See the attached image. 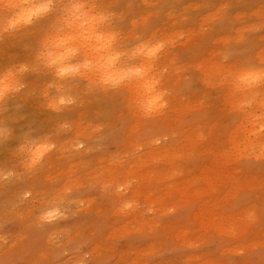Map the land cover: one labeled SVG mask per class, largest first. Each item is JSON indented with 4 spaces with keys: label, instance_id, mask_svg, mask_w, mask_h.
Listing matches in <instances>:
<instances>
[{
    "label": "rangeland",
    "instance_id": "obj_1",
    "mask_svg": "<svg viewBox=\"0 0 264 264\" xmlns=\"http://www.w3.org/2000/svg\"><path fill=\"white\" fill-rule=\"evenodd\" d=\"M56 1L60 4L59 7L63 9L62 3L66 2L67 0H56ZM70 1L74 2L76 0L74 1L70 0ZM93 1L94 0L91 1L80 0L78 3L80 5L83 3L91 4ZM123 1L124 3L121 4L123 5L121 7L116 6L115 4L116 0L102 1V5L107 4L105 6L108 8H106L105 6L102 8L100 3L96 2V6L98 8L96 6L94 7L93 5L92 6L93 12L94 11L98 12L99 10L102 9L106 11L105 12L107 15L106 18H110L109 20L112 21L111 27L113 26L112 28L114 30L116 29L118 30V32L120 31V33H118V37L120 36L119 39L124 42V46L128 47L127 51L129 50V47L131 48L133 45L136 44L137 41H132L133 39L137 40L143 38V36L146 35V34L136 35L139 29L140 28L142 29L143 24H145L144 22H147L149 24L150 21L157 19L155 20L158 22L157 27L161 29L160 31H162V34L165 35L167 38L169 37V35H171L169 34L170 32L173 34L175 31L173 35L174 37L170 36L171 38H168V41H166V44L162 48V55H164V61L166 60L165 63H161L162 61L160 63H157L156 68L158 71H160V73H163L161 74L163 78H166L165 77L166 74L168 75L169 73H171L170 69L175 67L176 66L175 64H177L179 68L178 71H176L177 73L175 72V75H173L174 73L169 74L173 78L169 77L168 75L169 81L170 79L171 81L170 84L167 85V88L161 83V85L158 86V89L160 86L162 87V99H163V104H165V106L167 100H171L169 101V104L170 105L173 104L172 107L174 108L176 107V109L179 108L180 105L182 112L180 110L179 111L182 114L177 109L178 112L175 111V113L173 114L175 116L174 118L178 119L177 117H179L180 119L182 116L187 117L190 116L189 113H194V112L198 114V118L196 119V121L188 120L184 122L181 125L180 129L178 130L179 132L175 131L176 135L174 134L173 136V137L176 136L175 138L171 137L169 133V130L171 128H168L170 127V125H172V123H174V121L171 122V124L168 126L163 125L160 128L155 129L153 133H148L146 132L147 129L144 125L145 123L144 118L143 117L139 119L137 118L140 117L142 113L139 111L136 114H133L135 113V111L140 110L139 107L134 105V103L132 102V100L135 99L133 98V96L136 97L134 89L126 90L125 94L121 95L119 94L121 92L118 90L119 89L118 87H111V86L106 88L103 87V88L108 90L109 95L113 93L116 94L112 102H106L102 100L95 102L92 100L94 95L91 92L86 91V86L83 89H78V90L77 88H75L77 97L73 100V102L71 103V101H69L70 103L67 102V105L65 102H62L60 104L61 105L60 108H63L64 106L70 107L72 105L71 107L72 108L74 107L72 110V114L68 119H59L60 122L59 121L49 122L50 120H48V117H46L44 113L40 111H35L36 122L31 121L27 126L28 128L27 133L29 134L31 133V134L30 135L28 134L29 136L26 134L27 136L24 137L31 138L39 134L38 136L41 135V137L45 138L44 140H51L57 137L56 136L57 133H59L63 138L66 139H68L67 137H70L72 141H74V146L73 149L71 150L66 149L67 146H62V153H64L65 157L62 158V160L60 161L61 165L64 166L65 164H68V162L69 164L71 163L73 164L74 162L76 163V166L78 167L77 171L70 170L71 168L67 167L68 168L67 170H69L66 171L68 172L67 175L71 176V178L75 176L81 179L80 174L83 173L86 174L88 173V176H85L86 178L84 180H78L77 178H75L77 180V183L72 184L73 186L71 185L72 187H70L69 186L70 183H67L66 182L67 179H65L67 175L63 177L62 174L59 173V177H56L54 175H57V172L59 171L56 172L54 171L55 174L53 173H52L53 175L49 174L50 178L54 180L55 182L54 184L50 185L47 182L46 177L41 179L35 177L34 186L31 187L26 186V181L28 179L29 180L32 179L34 176L32 174H28L26 165H16L17 159L14 156L17 154L16 152L20 151V148L18 147L20 140L14 138L9 139L5 148L2 147L0 149V161L2 160L1 162L3 163L7 162L8 164L6 163L4 166L8 167L11 170L10 173L8 172V175L5 174L4 176L0 177V222H1L0 223V234H1L0 264H133L134 262L137 264H196V263L198 264H204V263L205 264H221V263L222 264H264V175H263L264 163L253 162L251 160L250 163V161H247L246 158L244 159L238 157L239 155H242L244 153L243 140L249 141L251 139H254L255 138L254 136H256L255 132H258L256 138L261 142L264 141V136H263L264 135V93L261 92L260 94L250 95V92H248L247 89H243L242 91L240 88H238V91L241 90L239 91L240 94L239 95L236 90L237 88L234 89L236 84H238L237 87L241 86L239 85L241 84L240 82L236 83L238 80L235 79L237 78L235 79L233 78V77H237V73L235 76L234 71H236L235 68L236 66H239V63L237 59L236 61L233 60L230 62L229 61L226 62L221 59V53L219 52L224 50L225 47L223 46L225 41L223 39L222 40L219 39L220 37H218L219 32L217 31V29H212L215 26V24L213 25L211 24V21H215L219 17L218 15L222 13V11L226 10L224 1L217 4V6H212L209 4L210 7L208 6L206 9H204V11L198 9L194 13L193 10L190 8L191 5H189L188 3L191 1L194 2L195 0H185L183 2H181V0H175V1L171 0L172 2L171 3L167 2L166 6L163 5L166 0H163V2L162 0H160V2L159 0H144L145 2H143V0H123ZM230 1H232L233 3L231 9L228 10L231 15L232 22L234 23L232 29L240 24H245L247 27L243 31L242 33L243 35L237 31H233L232 36L234 35L235 36L232 38H237V35L241 36L242 38L245 35H248L246 37H249V35H253L256 39L258 38L262 39V35H264V10H263L264 8H258L256 10L257 13L256 12L251 13L246 9V4H245L246 0H230ZM109 2L111 4H109ZM135 2L137 3L136 5H138V8H135L134 12H131L129 9L131 6L134 5ZM198 2H200V0L197 1L196 3L197 5ZM88 5H85L86 7L84 6L83 9L84 10L85 9L87 10V8L91 9V6ZM178 7H180V9ZM218 7H220V10L218 9ZM157 10L160 11V13ZM168 11L170 13H167L168 14L167 15L166 12ZM214 12H216L217 15ZM65 13L66 11L64 10L63 13L62 10L61 13L62 15H59L61 16V18L59 17L60 19L57 20L58 24L60 22L61 23L59 25L57 23L56 24L58 26L62 25L60 27L56 25L58 31H63V28L65 26L67 27L65 23V19H66L64 15ZM119 13L122 14L121 17L116 18ZM153 13L156 14L159 13V16L157 18L153 17V15L151 17H149V15H147L148 17L146 16V14H153ZM212 13L215 14V17ZM163 14L166 16H164ZM206 14L208 15V18L212 14L213 18L211 16L210 18L212 19L209 18L210 20L203 21V19H207ZM144 16H146V18ZM133 19H135L137 23ZM132 20L134 21L135 24L133 23ZM142 22L143 24H141ZM171 22L172 24H170ZM10 28L4 29L6 31H9L7 33L4 30L2 31L0 30L1 33L0 37L2 39V40L0 39V65H1L0 73L2 72L0 76L5 75L2 74L6 69H10L12 73L14 72L16 75H19L20 72L18 68H20L19 67L20 65L18 64L20 63L22 64L23 61L26 59L28 60L29 55L32 53V49H34L33 47L28 48L27 45L23 43L24 41L22 39L18 38L13 34V32L15 31L10 30ZM129 28L130 29L134 28L133 30H135L136 32L135 36L131 35L130 38H129L130 36ZM65 29L66 28H64V31ZM150 31L153 33V31H156V29L152 28ZM195 31L198 32L195 33ZM181 32L183 33V35L181 34ZM3 34H8L9 36ZM187 35L189 37H186ZM260 35L261 37H259ZM216 38H218V40H220L221 42L217 40L218 42L214 44L213 42L215 41ZM174 43H176L175 46L176 45L177 46L171 50V46L172 45L174 46ZM128 44L131 45L129 46ZM170 44L171 46L169 47ZM261 51L262 54H264V43H263V47L261 48ZM165 53L168 55H165ZM25 55L26 56L28 55L27 56L28 58ZM174 55H175V60H172L174 58ZM24 56L26 57V59L24 58ZM168 56L170 57L171 60L169 59ZM161 57L163 58V56ZM19 58L21 60H19ZM8 59L10 62L8 61ZM196 61L198 62V64ZM185 62L188 63L186 64ZM200 62L201 63L203 62L204 65L201 64ZM208 62L210 63L209 65L211 66V70L208 65ZM217 62L219 64H222L221 65L222 68H220L221 66H218L219 64L217 65ZM184 63L186 64L187 67L184 65ZM190 63H192L191 67L188 66V64L190 65ZM13 64L14 66L16 65L17 67H13L14 69L11 70ZM165 64H168L169 66L167 65V67L163 68V65L165 66ZM172 64L175 66H173ZM192 65H194V67ZM262 66H264V64H262ZM232 68H234L233 69L234 71H232ZM13 70L19 73L17 74ZM218 71H220V73ZM6 72L7 70L5 71V73ZM211 72H213L214 74L212 75ZM176 76H178L179 78L177 79ZM218 76L221 77V79ZM231 77L234 80H232ZM218 78L220 79L221 82L217 81ZM222 78L223 79L225 78L224 79L225 81H222ZM38 79L39 77L36 75H31V76L26 75L23 76L22 79L25 82L21 80L17 81V83L19 84H17L18 86L16 88L17 90L14 91L17 93H15V95H13L14 94L13 93L12 96L13 97L15 96L16 99L17 97H19L20 99H18L19 101L16 100L15 103H12L11 105L8 106L7 110L3 114V118L6 117V115L9 113V110L17 109L18 106L20 105V101H24L28 97H31L32 100H35L33 102L35 106L37 105L38 100L40 101V99H43L45 92L42 91V87H40V85L39 86L37 85ZM228 79L229 81H226ZM169 81L167 82L169 83ZM22 82L25 85L22 84ZM211 82H213V84ZM228 82H230V84ZM83 83L86 84L87 82H83ZM91 84L93 88L95 86L100 87L95 83H91ZM171 84L173 86H171ZM230 85L233 86L230 87ZM49 88L48 89L50 91L48 90V92L51 93L54 88L52 86L51 87L49 86ZM230 88H232L233 91L236 90L235 95H234L235 91L231 93ZM22 90L23 91L28 90V93L32 92L33 94H36V92H33V90L35 91L39 90L41 93H43V96L41 93L38 94L39 91L36 94L37 96L35 95V97H33L34 96L33 94L31 95L30 93L29 95L26 91L22 93L23 92ZM246 90L249 93V96H247L248 93L246 92ZM20 91H22L21 95H19ZM81 91L83 93H81ZM100 91L103 92L102 90ZM241 92L242 93L244 92L245 94L247 93L246 95L247 97L243 95ZM38 95H40L42 98L41 97L39 98ZM20 96L24 97V99L21 98ZM236 96H238V99H235ZM181 99L183 100V102H181L182 101ZM233 99H235V101ZM232 100L237 104L236 108L238 109L237 115L235 116L236 118L233 123L231 121L233 119L232 116L233 113L228 118L226 117L227 113L230 112L229 105H230V101ZM178 102L181 103L178 105L177 104ZM78 104L80 106H78ZM186 104L187 105L189 104L188 108L185 107ZM134 109L136 110L134 111ZM95 111H97L98 113L96 114ZM138 113L139 114L141 113L140 116L137 115ZM178 113H180L181 115L179 116ZM133 115L135 116L132 117ZM136 119H138V121ZM67 120L68 123L64 124V122ZM46 121H48L50 124ZM70 121L71 123H69ZM45 122L46 125L44 124ZM78 122L80 123V125H82V128L87 124L86 128L84 127L85 130L83 128L84 131H82L83 136L86 134V137H82V136L74 137L73 134H78L82 129L80 128L81 126L78 125ZM201 122H203L204 124ZM54 123L55 125L56 124L57 125L55 126ZM136 123L138 125L137 129H136ZM73 125L80 127L75 128V126ZM131 125H132L131 127L132 130L131 128H129ZM230 125L231 128L234 126L236 128L235 140L233 141L234 151L232 153H235L238 156L229 155V154H227L226 156V153L224 152L223 140L224 143H226V140L228 141V137H229L226 136L224 132ZM210 126L212 127V130ZM75 129L77 130L78 133L76 132ZM88 129L91 130L89 131ZM182 129L183 131L184 130L185 131L181 132ZM192 130L193 133H191ZM259 131L263 135L262 134L260 135ZM178 134H180L179 137L181 140L179 139ZM182 136L185 137L183 138ZM199 137L201 140L198 139ZM119 138H121L122 140L118 146L116 144V140L113 141V139L118 140ZM144 138L145 139L147 138L148 142L153 143V146L155 148L157 146L156 150L157 149L160 150L155 152L156 150L153 149L154 151L151 152L154 162H152L153 159L151 158V155L149 157L148 154H145L144 157L147 158L140 159L141 161H139V165H138L139 167L136 166L133 170H131V173L133 172L132 174L135 177L130 172H127L128 174L125 173L126 176L119 178L120 180L115 181L116 183L114 181L109 182L110 180H112V178L110 179L111 175L113 173L115 174V171L117 170V167L107 166L109 165V162L112 160L115 163L114 165L121 164L120 166L128 167V163H126L127 162L126 159H128L129 161V159L132 158L134 154L138 155L143 150L145 151V149H147L143 143V141L145 140ZM172 139L173 141L170 143ZM166 140L168 141L166 142ZM23 141L21 144L24 143ZM39 141H43V139H39ZM138 142L142 144H140L139 146ZM174 143L177 144L175 145ZM166 144L171 145V148H169V153L171 150H174L172 152H175L176 154L175 156H170L172 152L169 154L167 150H166L167 154H164V151L162 152L161 147L162 146L164 147ZM185 146L188 147H186L185 149ZM192 146L195 148H193ZM143 147L144 149H141ZM210 147L212 148V151ZM53 148L54 146L50 145L51 151ZM182 151L184 152V155ZM188 151L189 153L191 152V154H189ZM73 153H75L74 154L75 156L71 155ZM178 153L179 154L181 153L182 155L181 154L180 155L182 157ZM69 154L72 157L71 156L68 157ZM177 155H179L180 158ZM107 156H111L112 159L111 160L107 159L105 161H102L101 162L102 164L103 162H106L103 165L97 162L99 161V159H104ZM7 158H9V160ZM10 159H13L12 160L13 162ZM80 159H83L81 164H83L82 166L84 167L79 166ZM167 162H169L170 164H168ZM140 163L142 167H140ZM248 163L255 164L257 166L254 168L253 167L254 165H249ZM7 165H9L12 168H10ZM18 166H20L21 168ZM104 167L105 169L106 167L111 168L110 170H112L113 168L112 171L108 169L111 175L104 169ZM207 167L210 168L209 171H207ZM63 168L66 170V167ZM97 168L98 170L99 168H102L101 171L103 172L98 173ZM211 168H213L214 170H211ZM37 169L33 170L35 175H38ZM182 169L184 170L182 171ZM142 170L143 172H140ZM157 170H159L160 172H158ZM161 170L164 171L165 173L162 172ZM171 171L172 174H170ZM173 173L175 175H173ZM22 174L25 176H23ZM135 174H137V176H140L141 180ZM141 174L143 175L141 176ZM144 174H146L145 176H147L146 179ZM219 174L220 176H218ZM171 175L172 177H170ZM95 177L97 179L100 177L99 180L101 179L100 180L101 182L99 180H97L98 182H95L96 181L95 179L94 181L93 179H91ZM106 177L109 178L107 179ZM201 177L202 179L200 180L199 178ZM135 178H138V180L136 179L138 182L134 180ZM196 178H197V182H196ZM148 179L150 180L148 181ZM152 179L154 180V182L152 181ZM139 181H141V183ZM185 181L187 183H185ZM61 182L62 185L66 184L67 186L66 188H68L66 189V191L64 190L65 186L63 187V190L60 187H58L61 185ZM136 182L138 186L135 188L134 186L137 185ZM256 182H258L259 186L256 184ZM230 183L233 185H231ZM170 185H172V187H169ZM250 185H252L253 187ZM256 185L258 187H256ZM203 186L204 187L206 186V189L208 190H206ZM209 188L214 192H211ZM132 190L134 191V193H132ZM135 190H138L139 192L138 191L135 192ZM25 191L27 192L26 194ZM56 191H58L57 194L61 196L60 198L56 197L58 196L56 194ZM114 191L115 193L117 191V195L114 194ZM32 195H34L35 199H33ZM46 195H48L49 197ZM50 195L52 196L50 197ZM78 197L81 198L80 199L81 202L79 201ZM44 198L47 199V201L44 200ZM13 199L15 201H13ZM51 199L56 202L55 205L60 209L59 211L62 210V212H58L59 214L57 213L55 216L46 219L42 223L37 222L36 219L37 215L41 210L44 209V207H42L41 204L45 201L49 202L51 201ZM16 200H18V202ZM119 201L121 203H118ZM7 202L8 204L6 205ZM202 202L204 203V205ZM172 203H174L175 205ZM214 203L216 204L215 207H214L215 205ZM250 205L252 206L250 207ZM118 206L123 208H119ZM247 207H250V209H248ZM35 208H37L38 211ZM116 208H119L120 211L117 210ZM242 211H244L245 213H243ZM192 213L194 216L192 215ZM132 214L134 217L132 216ZM209 217L214 220H211ZM239 218L242 219L239 220ZM220 219L221 221H218ZM135 220L136 221L140 220L138 221L139 224L138 222L136 223ZM141 220H143V222L144 220H146L145 221L146 223H144L143 225V222H141ZM238 221H240L241 223ZM243 223L246 225H244ZM52 224L54 226L51 229H49L48 227ZM146 224H149V226ZM227 224H229L230 228H228ZM218 226H220V229ZM40 227L46 228V231L43 234L38 233V230L41 229ZM187 227L189 229L188 231L186 230ZM222 227L223 229H221ZM233 228H235V230L236 229L238 230L235 231L233 230ZM69 232L70 234H68ZM195 242H197V244ZM252 243L254 244V246ZM193 244L195 246H193ZM236 244L240 246L238 247V245ZM234 245L239 252H237V250L233 247ZM230 247L232 250L230 249ZM129 259L130 260L132 259L130 263H129ZM201 259L204 260V262Z\"/></svg>",
    "mask_w": 264,
    "mask_h": 264
},
{
    "label": "bare ground",
    "instance_id": "obj_2",
    "mask_svg": "<svg viewBox=\"0 0 264 264\" xmlns=\"http://www.w3.org/2000/svg\"><path fill=\"white\" fill-rule=\"evenodd\" d=\"M74 1V0H73ZM80 0H76V1H74V2H71L70 0H67L66 2H63L62 3V7H63V9H61L59 6H60V4L56 1V0H39V2L37 3V2H35V0H33V2H30L28 5H23V4H19V3H16V4H14V6H13V8L11 9L12 10V12H13V14L14 15H16V16H19L21 19H20V22L19 23H17L16 25H14V26H12L11 28H10V30H13V31H15V32H13V34L15 35V36H17L18 38H20V39H22L24 42L23 43H25L26 45H27V47L29 48V47H33L34 49H32V53L29 55V58H28V60L26 59V57L24 56V58L26 59V60H24L23 61V63L21 64H18V65H20L19 67L20 68H18V70H19V75H16L14 72L12 73L11 71H10V69H6L7 70V72L5 73V71L3 72V74L2 75H4V76H6L7 77V79H6V83H7V87L2 91V92H0V149L3 147V148H5V146L7 145V143H8V141H9V139H12V138H14V139H18V140H20V142H19V144H18V147L20 148V151L19 152H16L17 154L14 156L17 160V162H16V165H26V169H27V172H28V174H32L34 177L32 178V179H28L27 181H26V186H34V184H35V182H34V178L35 177H37V178H39V179H41V178H47L46 180H47V182L51 185V184H54L55 182H54V180H52L51 178H50V175L49 174H51V175H53V174H55V172L56 171H59V172H57V175H54V176H56V177H59V173L60 174H62V176L63 177H65L67 174H68V172H66V171H69V170H67L68 168L67 167H70L71 169L70 170H76L77 171V166H76V163L74 162L73 164L71 163V164H69V162H68V164H65L64 166H62L61 165V160H62V158H64L65 157V155H64V153H62V146H67V148L66 149H68V150H71V149H73V146H74V141H72V139L70 138V137H67L68 139H66V138H63L59 133H57L56 134V138H54V139H51V140H44L45 138L44 137H41V135L40 136H38V135H35V136H33V137H31V138H27V137H24V136H27L29 133H27V126L29 125V123L31 122V121H34V122H36V118H35V111H40V112H42V113H44V115L46 116V117H48V120H50L49 122H53V121H59V119H68L70 116H71V114H72V110H73V108L70 106V107H68V106H64L63 108H60L61 107V103L62 102H65L66 103V105H67V102H69V101H71V103L73 102V100L77 97V93H76V90H75V88H77V90L78 89H83L85 86H86V91L87 92H91L93 95H94V97L92 98V100L93 101H95V102H98V101H106V102H112L113 100H114V98H115V96H116V94L115 93H113V94H111V95H109V92H108V90L107 89H105V88H103V87H92V84L91 83H95L92 79H90L89 78V76L88 75H86V74H81V75H73V76H70V77H66V78H60V77H58L56 74H55V72L51 69V68H49L48 66H46V64L44 63V61H43V59L41 58V56H40V53L44 50V48H43V44H44V42L45 41H47V40H50V39H52V38H56V37H72V39L69 41V43H73V44H78V43H84V44H87V43H89L90 41L89 40H87L86 39V37H87V32H88V29H89V27H90V24L92 25V27H94V29H95V31H97V32H103V33H116L117 34V41H116V46L117 47H119V48H121V49H123L125 52H126V54H127V56H128V60H127V62L128 63H131V64H135V63H137L138 62V56H139V54H134V50H135V48L140 44V43H143V42H145V41H149V42H152V43H155V42H160V41H163L164 42V45L166 44V41H168V38H171L170 36H173L174 35V33H175V31H174V33L172 34L171 32L169 33V34H171V35H169V37L167 38L165 35H163L162 34V31H160L161 29H159L158 27H157V25H158V22L157 21H155V20H157V19H155V20H152V21H150V23L148 24L147 22H144L145 24H143V22L141 23V24H143V26H142V29L140 28L139 29V31H138V33L136 34V32H135V30H133V29H130V36H129V38L131 37V35H133V36H135V34L136 35H140V34H142V35H144V34H146L145 36H143V38H140V39H137V40H135V39H133L132 41H137L136 42V44L135 45H133L131 48L129 47V50L127 51V48L128 47H125L124 46V42L122 41V40H120L119 39V37H118V33H120V31L118 32V30H114L112 27H111V24H112V21H110L109 19L110 18H106V11L105 10H99L98 12H93V8H92V6L94 5V7L96 6V2H98V3H100V5H101V7L103 8L105 5H107V4H105V5H102V1H104V0H94L91 4H79L78 2H79ZM82 1V0H81ZM88 1V0H87ZM91 1V0H90ZM109 1V0H108ZM173 1H175V0H173ZM183 1H185V0H181V2H183ZM197 1L198 0H195L194 2L193 1H191V2H189L188 4L189 5H191L190 6V8L193 10V13L195 12V11H197L198 9H200V10H202V11H204V9H206L208 6L210 7V5H212V6H217V4H219V3H221L222 1H224V5H225V7H226V10L225 11H222V13H220L218 16V18L215 20V21H211V24L213 25V24H215V26L212 28V29H217V31L219 32V35H218V37H220L219 39L220 40H224L225 42H224V46L223 47H225L224 48V50H222V51H218L219 53H221V59L223 60V61H226V62H230V61H233V60H235L236 61V59H237V61H238V63H239V66H236V68H235V70L236 71H234L233 69L234 68H232V71H234L235 72V76H236V73L238 74L242 69H244V68H247V67H253V66H255V67H260V66H262V64H264V54H262V51H261V48L263 47V43H264V35H262V39L261 38H258V39H256L253 35H249V37H246V36H248V35H245V36H243V38L241 37V36H239V35H237V38H232V37H234V36H232V33H233V31H237V32H239L240 34H242L243 33V31L247 28L246 27V25L245 24H240V25H238V26H235L233 29H232V27H233V25H234V23L232 22V19H231V15H230V13H229V11L228 10H230L231 9V7L233 6V3H232V1H230V0H200V2H198V5L196 4L197 3ZM85 2V1H84ZM111 2V1H110ZM109 2V4H111ZM143 2H145L144 0H143ZM159 2H160V0H159ZM158 2V3H159ZM162 2H163V0H162ZM161 2V3H162ZM167 2L168 3H171L172 1L171 0H166L165 2H164V6H166L167 5ZM246 3V9H247V11H249V12H251V13H254V12H256V10L258 9V8H264V0H246L245 1ZM41 3H47V5H48V7H47V9L45 10V11H43V12H41V13H38V12H36L35 10L37 9V7L41 4ZM81 3V2H80ZM86 3V2H85ZM114 3V2H113ZM124 3V1L123 0H116V6H118V7H121V6H123V5H121V4H123ZM155 3H157V2H155ZM179 3V2H178ZM80 5V7L77 9V8H75L74 6L75 5ZM137 3L135 2L134 3V5L133 6H131L130 7V11L131 12H134V10H135V8H138V5H136ZM187 4V5H188ZM210 4V5H209ZM85 5H88V6H91V9H89V8H87V10L85 11L84 9H83V7L85 6ZM99 5V6H100ZM149 5V4H148ZM156 5V4H155ZM175 5V4H174ZM186 5V6H187ZM146 6V5H145ZM171 6V5H170ZM169 6V7H170ZM173 6V5H172ZM183 6V5H182ZM86 7V6H85ZM97 7V6H96ZM106 7V6H105ZM127 7V6H126ZM148 7V6H147ZM158 7V6H157ZM98 8V7H97ZM106 8H108V7H106ZM113 8H114V6H113ZM179 9H180V7H178ZM177 8V9H178ZM222 8H224V7H222ZM60 9H61V11H60ZM89 9V10H88ZM218 9L220 10V7H218ZM62 10H63V13H64V10L66 11V13L64 14L65 15V17H66V19H65V23H66V25H67V27L65 26L64 28H66L65 29V31H64V28H63V31H58V29H57V27H56V25L58 24L57 23V20L58 19H60L61 18V16H59V15H62L61 13H62ZM176 10V9H175ZM174 10V11H175ZM264 10V9H263ZM142 11V10H141ZM158 11V10H157ZM139 12V11H138ZM159 13H160V11H158ZM218 12V11H217ZM260 12H262V11H260ZM123 13V12H122ZM159 13L158 14H156V13H153V14H146V16L147 15H149V17H151L152 15H153V17H155V18H157L158 16H159ZM167 13H170L169 11L168 12H166V14ZM181 13H184V12H181ZM215 14H216V12H214ZM214 13H212L213 15H214V17H215V14ZM257 13V12H256ZM66 14H67V16H66ZM208 14V13H207ZM206 14V15H207ZM212 14H211V16H212ZM237 14V13H236ZM241 14V13H240ZM110 15V14H109ZM121 13H119L118 14V16L116 17V18H118V17H121ZM164 15V14H163ZM168 15V14H167ZM197 15V14H196ZM205 15V16H206ZM217 15V14H216ZM252 15V14H251ZM258 15V14H257ZM112 16V15H111ZM146 16H144L145 18H146ZM164 16H166V15H164ZM210 16V17H211ZM244 16V15H243ZM242 16V17H243ZM256 16V15H255ZM60 17V18H59ZM63 17V16H62ZM64 17V18H65ZM141 17V16H140ZM148 17V16H147ZM203 17V16H202ZM209 17V18H210ZM93 18H96L95 20L93 19ZM170 18H171V16H170ZM190 18V17H189ZM207 19H203V21H205V20H210V19H212L213 18V16H212V18H208V15H207V17H206ZM166 19H167V17H166ZM169 19V18H168ZM135 22H136V20L135 19H133ZM132 20V21H133ZM184 20H185V18H184ZM61 21H64V20H61ZM134 21H133V23H134ZM178 21V20H177ZM180 21V20H179ZM215 22V23H214ZM57 23V24H56ZM61 23V22H60ZM59 23V24H60ZM137 23V22H136ZM58 24V25H59ZM135 24V23H134ZM133 24V25H134ZM170 24H172V22L170 23ZM198 24V23H197ZM257 24H258V22H257ZM57 25V26H58ZM65 25V24H64ZM249 25V24H248ZM252 25V24H251ZM60 26H62V25H60ZM60 26H58V27H60ZM168 26V25H167ZM133 27V26H132ZM131 27V28H132ZM156 29V31H153V33L150 31L151 29ZM189 29V28H188ZM191 29V28H190ZM248 29H249V27H248ZM4 30V29H3ZM57 30V31H56ZM60 30V29H59ZM62 30V29H61ZM184 30V29H183ZM210 30V29H209ZM2 31V30H1ZM6 33L7 32H9V31H6V30H4ZM182 31V30H181ZM191 31H193V30H191ZM200 31V30H199ZM216 31V32H217ZM11 32V31H10ZM128 32V31H127ZM196 32H198V31H195V33ZM208 32V31H207ZM155 33V34H154ZM188 33V32H187ZM186 33V34H187ZM192 33V32H191ZM204 33H206V32H204ZM1 34V33H0ZM9 34V33H8ZM8 34H3V35H8ZM147 34H149V35H147ZM154 34V35H153ZM181 34L183 35V33L181 32ZM194 34V33H193ZM202 34V33H201ZM10 35V34H9ZM8 35V36H9ZM181 35V36H182ZM243 35V34H242ZM193 36V35H192ZM222 36V37H221ZM124 37V36H123ZM174 37V36H173ZM186 37H189L188 35L186 36ZM191 37V36H190ZM241 37V38H240ZM244 37H246V38H244ZM259 37H261V35L259 36ZM125 38V37H124ZM192 38V37H191ZM0 39H1V37H0ZM9 39V38H8ZM7 39V40H8ZM167 39V40H166ZM188 39V38H187ZM187 39H184V40H187ZM2 40V39H1ZM6 40V39H5ZM189 40V39H188ZM218 38H216L215 39V41L213 42L214 44H216L218 41H220V40H218ZM15 41H17V40H15ZM174 42H175V40H174ZM185 42V41H184ZM221 42V41H220ZM11 43V42H10ZM9 43V44H10ZM179 43V42H178ZM175 44L176 43H174V46L172 45L171 46V44L169 45V47L171 46V50L172 49H174L176 46H175ZM213 44V45H214ZM21 45V44H20ZM129 46L131 45V44H128ZM167 47V46H166ZM20 48V47H19ZM168 49V48H167ZM31 51V50H30ZM23 52V51H22ZM164 52V51H163ZM167 52V51H166ZM168 52H170V51H168ZM174 54V53H173ZM172 54V55H173ZM218 54V53H217ZM165 55H168V54H166L165 53ZM192 55V54H191ZM212 55V54H211ZM220 55V54H219ZM161 56H163V58L161 57ZM213 56V55H212ZM23 57V56H22ZM165 57H167V56H165ZM169 57V56H168ZM23 58V59H24ZM169 59H170V57H169ZM205 59V58H204ZM19 60H21L20 58H19ZM171 60V59H170ZM169 60V61H170ZM172 60H175V55H174V58L172 59ZM8 61H9V59H8ZM15 61V60H14ZM162 61V62H161ZM166 61V60H165ZM165 61H164V55H162V49L159 51V53L157 54V56L153 59V61H152V70L156 73V74H158V85H157V87L159 86V85H161V83L167 88V85H169L170 84V81H171V79H170V81H169V78H168V75L169 74H173V75H175V72L176 71H178V66H177V64H175V65H173V66H175V67H173L172 69H170V72L171 73H169L168 75L166 74L165 75V77L166 78H163L162 77V75L161 74H163V73H160V71H158L157 70V68H156V65H157V63H165ZM205 61V60H204ZM10 62V61H9ZM16 62V61H15ZM25 62V63H24ZM197 62V61H196ZM171 63H174V62H171ZM182 63V62H181ZM186 64L188 63V62H185ZM184 63V65L186 66V64ZM201 63V62H200ZM205 63V62H204ZM260 65H258V64ZM262 63V64H261ZM183 64V63H182ZM181 64V65H182ZM191 64L192 63H190V65L188 64V66H190L191 67ZM196 64V63H195ZM197 64H198V62H197ZM196 64V65H197ZM201 64H203V62L201 63ZM210 63L208 62V65H209ZM219 63L217 62V65H218ZM16 65H17V63H16ZM14 66V64H13V66H12V68H11V70L12 69H14L13 67H17V66ZM167 65L168 64H165V66L163 65V68L164 67H167ZM171 65V64H170ZM179 65V64H178ZM180 65V66H181ZM204 65V64H203ZM222 64H219L218 66H221ZM229 65H231V64H229ZM1 66V65H0ZM160 66V65H159ZM169 66V65H168ZM183 66V65H182ZM193 67H194V65H192ZM201 66V65H200ZM217 66V67H218ZM161 67H162V65H161ZM187 67V66H186ZM192 67V68H193ZM209 67H210V70H211V66L209 65ZM227 67H229V66H227ZM227 67H226V69H227ZM231 67V66H230ZM9 68V67H8ZM162 68V69H163ZM170 68V67H169ZM219 68V67H218ZM220 68H222V66L220 67ZM225 68V67H224ZM174 69H175V71H174ZM203 69V68H202ZM202 69H201V71H202ZM238 69V70H237ZM1 70V69H0ZM220 70H222V69H220ZM13 71H15V70H13ZM174 71V72H173ZM208 71H209V69H208ZM16 73H17V71H15ZM206 72V71H205ZM219 73H220V71H218ZM2 73V72H1ZM0 73V74H1ZM17 73V74H18ZM177 73V72H176ZM186 73V72H185ZM218 73V74H219ZM223 73V72H222ZM211 74L213 75L214 73L213 72H211ZM26 75H36V76H38L39 77V79H38V81H37V85L39 86L40 85V87H42V91H44L45 93H44V97H43V99H40V101L38 100H36L37 101V105L35 106L34 104H33V102L35 101V100H32L31 99V97H28L26 100H24V101H20V105L18 106V108L17 109H14V110H9V113L6 115V117H4L3 118V114H4V112L7 110V108H8V106L9 105H11L12 103H15V101L16 100H18V99H20L19 97H17V99L15 98V96L13 97L12 96V94L13 95H15V93H17V92H14L15 90H17L16 88L18 87L17 86V84H19V83H17V81H23L22 79H23V76H26ZM233 75V76H234ZM179 76V75H178ZM178 76H176L177 77V79L179 78ZM221 76H224V75H221ZM169 77H171V75H169ZM210 77H212V76H210ZM219 77V76H218ZM167 78H168V80H167ZM171 78H173V77H171ZM207 78V77H206ZM220 79H221V77H219ZM218 78V79H219ZM226 78V77H225ZM224 78V79H225ZM229 78V77H228ZM234 79L235 78H237V77H233ZM232 77H231V79L232 80H234ZM32 79H34V78H32ZM174 79H175V77H174ZM174 79H173V81H174ZM176 79V80H177ZM217 79V81L218 82H221L220 81V79L218 80ZM223 78H222V81H225ZM230 79V80H231ZM235 80H238V79H235ZM35 81V80H34ZM167 81H169V83L167 82ZM205 81V80H204ZM226 81H229V79L228 80H226ZM23 82H25V81H23ZM22 82V84H24ZM83 82H87L86 84L85 83H83ZM216 82V81H215ZM233 82V81H232ZM241 83V84H239V85H241L240 87L238 86L237 87V85L238 84H236V83ZM27 83V82H26ZM28 83H29V81H28ZM30 83H32V82H30ZM174 83V82H173ZM206 83V82H205ZM209 83V82H208ZM212 84H213V82H211ZM229 84H230V82H228ZM234 85H235V88L234 89H236L237 90V92H238V94H239V91H243V89H247L248 90V92H250V95H253V94H260L261 92L262 93H264V82H257V83H254V84H252V85H248V84H245V83H243V82H241V81H237ZM21 84V85H22ZM96 84V83H95ZM207 84V83H206ZM221 84H223V83H221ZM233 84V83H232ZM21 85H19V86H21ZM25 85V84H24ZM96 85H98V84H96ZM209 85H211V84H209ZM215 85V84H214ZM214 85H212V86H214ZM219 85H220V83H219ZM218 85V86H219ZM28 86V85H27ZM49 86L51 87H53L54 89H53V91L51 92V93H49L48 92V90L50 89L49 88ZM171 86H173L172 84H171ZM228 86V85H227ZM231 86H233V85H230V87ZM33 87V86H32ZM35 87V86H34ZM111 87H118L119 89V91L121 92V93H119V94H121V95H124L125 94V92H126V90H129V89H134V91H135V95H136V97H134L133 96V94H132V96H133V98H135L134 100H132V102L134 103V105H136V106H138L139 107V109L140 110H138V111H135L136 109H134V111H135V113H133V114H136L137 112H141L142 113V115L140 116V114L138 113L137 115L138 116H140V117H137V115H136V117L139 119V118H141V117H143L144 118V121H145V123H144V125H145V127H146V132H148V133H153L154 132V130L155 129H157V128H160L161 126H163V125H166V126H168V125H170L171 124V122H173L174 121V123H172V125H173V127H172V125H170V127H168V128H171L170 130H169V133H170V135H171V137H173L174 136V134H175V131H178L179 129H180V127H181V125L184 123V122H186V121H188V120H191V121H196V119L198 118V114H196V112H194V113H189L190 114V116H187V117H185V116H182L180 119H179V117H177L178 119H176V118H174L175 116L173 115L174 113H175V111H177V109H178V111L180 110L181 111V108H180V103L181 102H183V100L181 101V102H178L177 104L179 105V108H177L176 109V107L174 108V107H172V105H170L169 104V101H171V100H167V102H166V106H165V104H163L162 103V105H160V106H158V107H156V108H154V109H152V110H145V109H143L141 106H140V96L137 94V90L135 89V88H133L132 86H130V85H127V84H119L118 86H111ZM121 87V88H120ZM128 87H130V88H128ZM26 88V87H25ZM49 88V89H48ZM175 88V87H174ZM233 88V87H232ZM232 88H230V90H231V93L232 92H234V95H235V93H236V90H234L233 91V89ZM238 88H240L241 90H239L238 91ZM30 89V88H29ZM35 89H37V88H35ZM171 89V88H170ZM169 89V90H170ZM173 89V88H172ZM176 89V88H175ZM100 90H102L103 92H101ZM159 90H160V92L162 93V87L160 86L159 87ZM230 90H229V92H230ZM247 90H246V92H247ZM23 91V90H22ZM22 91H20V94L19 95H21V92ZM27 92L28 93V90H24L22 93H24V92ZM39 90H37V91H35V90H33V92H36V94H37V92H38ZM40 91H41V89H40ZM38 92V94H40L41 92ZM50 91V90H49ZM19 92V91H18ZM247 92V93H248ZM31 93V95L33 94L32 92H30ZM30 93H28L29 95H30ZM53 93H55V94H53ZM81 93H83L82 91H81ZM100 93H102V94H100ZM242 93V92H241ZM247 93L245 94L244 92L242 93L243 95H247ZM36 94H33L34 96L33 97H35V95ZM42 94V96H43V93H41ZM118 94V95H119ZM225 94V93H224ZM227 94V93H226ZM27 95V94H26ZM187 95V94H186ZM232 95V94H231ZM234 95H233V97H234ZM240 95V94H239ZM238 95V96H239ZM28 96V95H27ZM37 96V95H36ZM39 96V98L41 97L40 95H38ZM82 96H84V95H82ZM86 96H87V94H86ZM131 96V95H130ZM238 96H236V98L235 99H238ZM247 96H249V93H248V95ZM246 96V97H247ZM21 98H23L24 99V97H22V96H20ZM32 97V98H33ZM79 97V96H78ZM81 97V96H80ZM223 97V96H222ZM229 97V96H228ZM42 98V97H41ZM197 98V97H196ZM117 99V98H116ZM119 99V98H118ZM129 99H130V97H129ZM128 99V100H129ZM229 99V98H228ZM231 99H232V96H231ZM235 99H233L234 101H235ZM199 100V99H198ZM233 100L232 101H230V107H229V109H230V112L229 113H227V115H226V117L228 118L229 116H231V114H232V116H233V119L231 120L232 121V123L234 122V120H235V116L237 115V111H238V109L236 108V103L235 102H233ZM19 101V100H18ZM32 101V102H31ZM78 101V100H77ZM84 101V100H83ZM86 101V100H85ZM162 101H163V99H162ZM184 101H186V100H184ZM225 101H226V99H225ZM60 102V103H59ZM89 102V101H88ZM174 102V101H173ZM175 102H177V101H175ZM197 102H199V101H197ZM224 102V101H223ZM229 102V101H228ZM237 102V101H236ZM59 103V104H58ZM70 103V102H69ZM189 103V102H188ZM87 104V103H86ZM199 104V103H198ZM88 105V104H87ZM90 105V104H89ZM126 105V104H125ZM189 105V104H188ZM188 105L186 104V108H188ZM74 106H75V104H74ZM78 106H80L79 104H78ZM84 106V105H83ZM82 107V106H81ZM184 107V108H185ZM190 107V106H189ZM192 107V106H191ZM59 108V109H58ZM184 108H182V109H184ZM77 109H78V107H77ZM90 109V108H89ZM130 109V108H129ZM199 109V108H198ZM187 110V109H186ZM191 110V109H190ZM177 111V112H178ZM179 111V112H180ZM192 111V110H191ZM120 112V111H119ZM182 112V111H181ZM180 112V113H181ZM190 112V111H189ZM82 113V112H81ZM95 113L97 114L98 112L97 111H95ZM180 113H178L179 114V116L182 114H180ZM187 113V112H186ZM79 114H80V112H79ZM130 114V113H129ZM102 115V114H101ZM176 115V114H175ZM80 116H81V114H80ZM135 115H133L132 117H134ZM131 117V116H130ZM112 118V117H111ZM138 119H136L137 121H138ZM76 120V119H75ZM140 121V120H139ZM46 122H48V121H46ZM46 122L44 123L45 125H46ZM48 122V123H49ZM60 122V121H59ZM58 122V123H59ZM207 122V121H206ZM41 123V122H40ZM47 123V124H48ZM68 123V120L67 121H65L64 122V124H67ZM69 123H71V121L69 122ZM82 123V122H81ZM88 123V122H87ZM176 123V124H175ZM201 123H203V122H201ZM216 123V122H215ZM231 123V124H232ZM50 124V123H49ZM62 124H63V122H62ZM61 124V125H62ZM89 124H91V123H89ZM93 124V123H92ZM135 124V123H134ZM204 124V123H203ZM229 124H230V121H229ZM54 125H55V123H54ZM57 125V124H56ZM55 125V126H56ZM78 125H80V123L78 122ZM87 125V124H86ZM86 125L84 126L85 128H86ZM94 125V124H93ZM98 125V124H97ZM176 125V126H175ZM197 125H199V124H197ZM196 125V126H197ZM214 125V124H213ZM212 125V126H213ZM44 126V125H43ZM73 126H75V125H73ZM81 126V127H80ZM80 126H78V127H80V128H82V125H80ZM101 126V125H100ZM138 125H137V123H136V129L138 128L137 127ZM52 127V126H51ZM50 127V128H51ZM63 127V126H62ZM66 127V126H65ZM77 126H75V128H76ZM77 127V128H78ZM83 127V128H84ZM96 127V126H95ZM132 127V125L129 127V128H131ZM135 127V126H134ZM133 127V128H134ZM211 127V126H210ZM215 127V126H214ZM54 128V127H53ZM83 128L80 130V132L78 133L77 132V130H76V132L78 133V134H73L74 135V137H79V136H82V137H86V134L83 136V132L82 131H84L85 130V128H84V130H83ZM191 128V127H190ZM198 128V127H197ZM96 129H98V128H96ZM140 129V128H139ZM188 129V128H187ZM193 129V128H192ZM235 126L234 127H232L231 128V125L226 129V131L224 132L225 133V135L226 136H229L228 137V141L226 140V143H224V140H223V147H224V152L226 153V156H227V154H229V155H235V156H238L237 154H235V153H232L233 151H234V149H233V141L235 140ZM41 130V129H40ZM62 130V129H61ZM89 131L91 130V129H88ZM87 130V131H88ZM129 130V129H128ZM131 130H132V128H131ZM195 130V129H194ZM201 130V129H200ZM211 130H212V127H211ZM46 131V130H45ZM56 131V130H55ZM93 131V130H92ZM181 131V130H180ZM185 131V130H184ZM183 131V129H182V131L181 132H184ZM210 131V130H209ZM67 132V131H66ZM68 132H69V130H68ZM74 132V131H73ZM75 132V133H76ZM179 132V131H178ZM260 132V131H259ZM50 133V132H49ZM53 133V132H52ZM86 133V132H85ZM91 133V132H90ZM89 133V134H90ZM177 133V132H176ZM191 133H193V130H192V132ZM199 133H201V132H199ZM198 133V134H199ZM27 134V135H26ZM31 134V133H30ZM29 134V135H30ZM88 134V135H89ZM187 134V133H186ZM197 134V133H196ZM195 134V135H196ZM257 134H258V132H255V135L257 136ZM262 133L260 132V135H261ZM28 135V136H29ZM42 135H44V134H42ZM126 135V134H125ZM135 135V134H134ZM137 135V134H136ZM176 135V134H175ZM179 135L180 134H178V137H179ZM200 135V134H199ZM263 135V134H262ZM48 136V135H47ZM116 136V135H115ZM194 136V135H193ZM198 136V135H197ZM197 136H195V137H197ZM202 136V135H201ZM200 136V137H201ZM256 136H254L255 138L254 139H251V140H247V141H245V140H243V143H244V153L242 154V155H239L238 157L239 158H246V160L247 161H253V162H260V163H264V141H260V140H258L257 138H256ZM264 136V135H263ZM112 137V136H111ZM126 137V136H125ZM168 137H170V136H168ZM176 137V136H175ZM175 137H173V138H175ZM183 137V136H182ZM185 137V136H184ZM183 137V138H184ZM200 137L198 138V139H200ZM223 137H224V134H223ZM122 138V137H121ZM121 138H119L118 140L117 139H113V141L114 140H116V144L119 146V144L121 143ZM187 138V137H186ZM39 139H43V141H39ZM145 139V138H144ZM179 139H180V137H179ZM188 139V138H187ZM223 139H225V138H223ZM24 140V141H23ZM174 140H176V139H174ZM181 140V139H180ZM184 140V139H183ZM191 140H193V139H191ZM201 140V139H200ZM199 140V141H200ZM22 141L24 142L23 144H21L22 143ZM168 140H166V142H167ZM173 141V139L170 141V143ZM15 142H17V141H15ZM129 142V141H128ZM142 142V141H141ZM221 142H222V140H221ZM25 143H26V145H25ZM139 143V142H138ZM143 143H144V145H145V147L147 148V149H145V151L143 150L141 153H142V155H141V153L140 154H138V155H136V154H134L133 155V157L132 158H130L129 159V161H128V159H126L127 160V162L126 163H128V167H123V166H120V165H114L115 163H114V161H112L111 159H112V157L111 156H107V157H105L104 159H99V161H97L98 163H100L101 165H103L104 163H106V162H103V164L101 163L102 161H105V160H107V159H109V160H111L110 162H109V165H107V166H109V167H117V170L115 171V174L113 173L112 175L109 173V170L111 169V168H108V167H106V169H105V167H104V169L111 175V177H110V175H109V177H110V179L112 178V180H110L109 182H112V181H119L120 179L119 178H121V177H125L126 176V174H128L127 172H130L131 173V170H133L136 166H138L139 165V161H141L140 159H143V158H147V157H144L145 156V154H148L149 155V157H150V155L152 154L151 152L152 151H154V150H156V148H157V146H156V148L153 146V143H150V142H148V139L146 138L144 141H143ZM194 143H196V142H194ZM17 144V143H16ZM140 144H142V143H139V146H140ZM164 144V143H163ZM175 145L177 144V143H174ZM181 144V143H180ZM184 144V143H183ZM190 144V143H189ZM188 144V145H189ZM222 144V143H221ZM10 145V144H9ZM24 145V146H23ZM50 145H52V146H54V148L52 149V151H51V149H50ZM156 145V144H155ZM159 145V144H158ZM182 145V144H181ZM185 145H186V143H185ZM213 145V144H212ZM142 146V145H141ZM201 146V145H200ZM211 146V145H210ZM17 147V148H18ZM176 147V146H175ZM177 147H178V145H177ZM186 147H188V146H185V149H186ZM193 147V146H192ZM18 148V149H19ZM75 148V147H74ZM169 148H171V145L170 144H166L164 147L162 146L161 147V150H162V152L164 151V154H167V151H168V153H169ZM193 148H195V147H193ZM211 148V147H210ZM86 149V148H85ZM141 149H144V147L143 148H141ZM154 149V150H153ZM164 149V150H163ZM175 149V148H174ZM187 149H190V148H187ZM209 149V148H208ZM38 150L40 151V154L39 155H37V152H38ZM53 150H54V152H53ZM167 150V151H166ZM184 150V149H183ZM193 150V149H192ZM204 150V149H203ZM17 151V150H16ZM78 151V150H77ZM157 151H160L159 149H157L155 152H157ZM166 151V152H165ZM172 151H174V150H171L170 151V153L172 152ZM180 151V150H179ZM199 151V150H198ZM211 151H212V148H211ZM73 152V151H72ZM181 152V151H180ZM183 152V151H182ZM206 152V151H205ZM210 152V151H209ZM222 152V151H221ZM71 153V152H70ZM116 153V152H115ZM158 153H160V152H158ZM169 153V154H170ZM173 153V154H172ZM171 153V155L170 156H175L176 154H175V152H172ZM176 153H177V151H176ZM188 153H189V151H188ZM188 153H186V154H188ZM212 153V152H211ZM214 153V152H213ZM223 153V152H222ZM15 154V153H14ZM75 153H73V154H71L72 156H75L74 155ZM168 154V155H169ZM179 154V153H178ZM181 154V153H180ZM179 154V155H180ZM189 154H191V152L189 153ZM198 154V153H197ZM199 154H201V153H199ZM70 154H69V156L68 157H70L71 156ZM76 155H77V153H76ZM79 155V154H78ZM119 155V154H118ZM139 155H141V156H139ZM179 155H177L178 157H179ZM182 155V154H181ZM180 155V156H181ZM183 155H184V152H183ZM71 156V157H72ZM162 156H165V155H162ZM167 156V155H166ZM169 156V157H170ZM187 156V155H186ZM213 156V155H212ZM234 156V157H235ZM14 157H12V158H14ZM149 157H148V159H149ZM155 157V156H154ZM178 157H177V159H178ZM182 157V156H181ZM67 158V157H66ZM102 158V157H101ZM151 158L153 159V157H152V155H151ZM157 158V157H156ZM164 158V157H163ZM180 158V157H179ZM216 158V157H215ZM237 158V157H236ZM235 158V159H236ZM238 158V159H239ZM8 160H9V158H7ZM72 159V158H71ZM97 159V160H98ZM144 159V160H145ZM158 159H159V157H158ZM161 159V158H160ZM166 159H167V157H166ZM219 159V158H218ZM7 160V161H8ZM11 161L13 160V159H10ZM82 160L83 159H80V163H79V166L80 167H84V166H82L83 164H81V162H82ZM95 160V159H94ZM162 160V159H161ZM215 160V159H214ZM217 160V159H216ZM2 161V160H1ZM0 161V174H2V175H0V177L1 176H4L5 174H7L8 175V172L10 173L11 172V170L8 168V167H6V166H4L6 163H3V162H1ZM6 161V160H5ZM4 161V162H5ZM78 161V160H77ZM76 161V162H77ZM148 161V160H147ZM146 161V162H147ZM168 161V160H167ZM223 161V160H222ZM228 161V160H227ZM251 161H250V163H251ZM13 162V161H12ZM96 162V161H95ZM152 162H154V159L152 160ZM158 162V161H157ZM165 162V161H164ZM219 162V161H218ZM78 163V162H77ZM150 163V162H149ZM168 164H170L169 162H167ZM222 163V162H221ZM230 163V162H229ZM250 163H248L249 165H254L253 167L255 168L257 165H255V164H250ZM1 164H3V165H1ZM8 164V163H7ZM100 164H99V166H100ZM177 164H180V163H177ZM114 165V166H113ZM124 165H125V163H124ZM218 165V164H217ZM7 166H9V165H7ZM120 166V167H119ZM172 166V165H171ZM179 166V165H178ZM225 166V165H224ZM10 167V166H9ZM18 167H20V166H18ZM25 167V166H24ZM63 167H66V170L63 168ZM119 167V168H118ZM139 167V166H138ZM140 167H142L141 166V163H140ZM10 168H12V167H10ZM21 168V167H20ZM38 168V169H37ZM209 167H207V171H209L210 170V168L208 169ZM213 168H216V167H213ZM213 168H211V170H214ZM220 168H221V166H220ZM35 169H37V174L38 175H35V173H34V171L33 170H35ZM82 169H84V168H82ZM101 169L102 168H99V170H98V168H97V170H98V173H102L103 171H101ZM103 169V170H104ZM109 169V170H108ZM160 169H161V167H160ZM168 169H170V168H168ZM202 169V168H201ZM200 169V170H201ZM218 169H219V167H218ZM15 170V169H14ZM23 170H24V168H23ZM90 170V169H89ZM96 170V169H95ZM112 170H113V168H112ZM112 170H110V171H112ZM184 169H182V171H183ZM236 170V169H235ZM237 170H238V168H237ZM13 171V170H12ZM55 171V172H54ZM84 171V170H83ZM99 171H101V172H99ZM158 172H160L159 170H157ZM162 171V170H161ZM168 171V170H167ZM166 171V172H167ZM180 171V170H179ZM207 171H206V173H207ZM216 171V170H215ZM221 171V170H220ZM219 171V172H220ZM19 172V171H18ZM36 172V171H35ZM86 172V171H85ZM106 172V173H107ZM140 172H143V170L142 171H140ZM162 172H164V171H162ZM161 172V173H162ZM178 172V171H177ZM176 172V173H177ZM211 172V171H210ZM223 172V171H222ZM226 172V171H225ZM230 172V171H229ZM34 173V174H33ZM53 173V174H52ZM80 173V172H79ZM126 173V174H125ZM133 173V172H132ZM131 173V174H132ZM139 173V172H138ZM137 173V174H138ZM160 173V174H161ZM165 173V172H164ZM182 173V172H181ZM15 174V173H14ZM137 174H135L136 176H137ZM163 174V173H162ZM167 174H169V173H167ZM170 174H172V171L170 172ZM198 174V173H197ZM221 174V173H220ZM220 174L218 175V176H220ZM13 175V174H12ZM18 175V174H17ZM21 175V174H20ZM23 175V174H22ZM99 175V174H98ZM124 175V176H123ZM130 175V174H129ZM133 175V174H132ZM139 175V174H138ZM143 174H141V176H142ZM146 174H144V176H145ZM173 175H175L174 173H173ZM178 175V174H177ZM207 175V174H206ZM216 175V174H215ZM264 175V174H263ZM23 176H25V175H23ZM74 176V175H73ZM85 176H88V173L86 174V173H83V174H80V177H81V179L80 178H77V177H72L71 178V176H68L67 175V177H65V179H67L66 180V182L67 183H70V187H72L73 185L72 184H76L77 183V180L75 179V178H77L78 180H84L86 177ZM134 176V175H133ZM149 176V175H148ZM167 176V175H166ZM213 176V175H212ZM223 176H224V174H223ZM233 176V175H232ZM8 177V176H7ZM29 177V176H28ZM49 177V178H48ZM79 177V176H78ZM102 177V176H101ZM108 177V178H109ZM131 177V176H130ZM135 177V176H134ZM138 178H140V180H141V177L140 176H137ZM170 177H172V175L170 176ZM169 177V178H170ZM207 177V176H206ZM214 177V176H213ZM230 177H231V175H230ZM229 177V178H230ZM248 177H249V175H248ZM100 178V177H99ZM99 178L97 179L96 177L95 178H91V179H93V181H94V179L96 180L95 182H98L97 180H99ZM104 178V177H103ZM107 178V177H106ZM107 178V179H108ZM138 178H135L134 180H138ZM147 178V176H145V179ZM154 178V177H153ZM157 178V177H156ZM166 178H168V177H166ZM198 178V177H197ZM197 178H196V182H197ZM209 178V177H208ZM251 178V177H250ZM143 179V178H142ZM151 179V178H150ZM150 179H148V181L150 180ZM183 179V178H182ZM200 180L202 179V177L201 178H199ZM212 179H214V178H212ZM218 179H219V177H218ZM101 180V179H100ZM99 180V181H100ZM103 180V179H102ZM136 180V181H137ZM156 180V179H155ZM158 180V179H157ZM159 180H162V179H159ZM166 180V179H165ZM193 180H195V179H193ZM207 180V179H206ZM216 180V179H215ZM228 180H231V179H228ZM228 180H225V181H228ZM238 180V179H237ZM252 180V179H251ZM65 181V180H64ZM92 181V180H91ZM152 181L154 182V180L152 179ZM178 181H180V180H178ZM212 181V180H211ZM244 181V180H243ZM253 181V180H252ZM62 182H63V180H62ZM62 182H61V185L60 186H58V187H60L62 190H63V187H64V190L66 191V189H68V188H66L67 186H66V184H64V185H62ZM65 182V183H66ZM101 182V181H100ZM108 182V183H109ZM138 182V181H137ZM137 182H136V184H137ZM140 183H141V181H139ZM189 182V181H188ZM215 182H217V181H215ZM107 183V184H108ZM116 183V182H115ZM150 183V182H149ZM185 183H187L186 181H185ZM255 183V182H254ZM104 184V183H103ZM103 184H101V185H103ZM134 184V183H133ZM231 184V183H230ZM252 184V183H251ZM256 184L258 185V182H256ZM72 185V186H71ZM165 185V184H164ZM168 185V184H167ZM187 185V184H186ZM208 185V184H207ZM206 185V186H207ZM210 185V184H209ZM219 185V184H218ZM231 185H233V184H231ZM254 185V184H253ZM256 185V187H258ZM3 186V185H2ZM62 186V187H61ZM68 186V187H69ZM108 186V185H107ZM134 186V185H133ZM138 186V184L137 185H135L134 187L136 188ZM166 186V185H165ZM180 186V185H179ZM183 186V185H182ZM206 186L204 187L205 189H206ZM237 186V185H236ZM250 186H252V185H250ZM57 187V188H58ZM74 187H75V185H74ZM131 187V186H130ZM169 187H172V185H170ZM246 187V186H245ZM253 187V186H252ZM33 188V187H32ZM132 188V187H131ZM166 188V187H165ZM182 188V187H181ZM186 188V187H185ZM187 188H188V186H187ZM213 188V187H212ZM196 189V188H195ZM202 189V188H201ZM210 189V188H209ZM59 190V189H58ZM130 190V189H129ZM133 190H134V188H133ZM132 190V193H134V191ZM182 190V189H181ZM203 190V189H202ZM201 190V191H202ZM206 190H208V189H206ZM211 190V189H210ZM26 191H28V190H26ZM25 191V194L27 193ZM42 191V190H41ZM61 191V190H60ZM81 191V190H80ZM110 191V190H109ZM136 191H138V190H135V192ZM143 191V190H142ZM153 191V190H152ZM173 191V190H172ZM186 191H187V189H186ZM194 191V190H193ZM14 192H16V191H14ZM18 192V191H17ZM20 192H21V190H20ZM57 192L58 191H56V194H57ZM108 192V191H107ZM113 192V191H112ZM131 192V191H130ZM139 192V191H138ZM148 192V191H147ZM155 192H156V190H155ZM180 192V191H179ZM183 192V191H182ZM195 192V191H194ZM197 192H198V190H197ZM206 192V191H205ZM209 192V191H208ZM207 192V193H208ZM211 192H214V191H212L211 190ZM19 193V192H18ZM24 193V192H23ZM45 193V192H44ZM55 193V192H54ZM164 193V192H163ZM181 193V192H180ZM16 194V193H15ZM42 194V193H41ZM111 194V193H110ZM114 194H116L117 195V191H116V193H115V191H114ZM141 194V193H140ZM144 194V193H143ZM179 194V193H178ZM183 194V193H182ZM233 194V193H232ZM23 195V194H22ZM35 195V194H34ZM34 195H32L33 196V199H35L34 198ZM54 195V194H53ZM58 195V194H57ZM61 195V194H60ZM136 195V194H135ZM139 195V194H138ZM168 195V194H167ZM188 195V194H187ZM204 195V194H203ZM236 195V194H235ZM46 196H48V195H46ZM52 195H50V197H51ZM144 196V195H143ZM225 196V195H224ZM232 196H234V195H232ZM30 197V196H29ZM36 197V196H35ZM49 197V196H48ZM56 197H61V196H56ZM66 197H67V195H66ZM146 197H147V195H146ZM169 197V196H168ZM193 197V196H192ZM10 198H11V196H10ZM17 198H18V195H17ZM43 198V197H42ZM46 198V197H45ZM44 198V200H46L47 201V199H45ZM79 198V197H78ZM85 198H87V197H85ZM145 198V197H144ZM179 198H180V196H179ZM178 198V199H179ZM184 198V197H183ZM32 199V198H31ZM57 199V198H56ZM61 199H63V198H61ZM81 198H79V201L81 202V200H80ZM95 199V198H94ZM118 199H120V198H118ZM142 199V198H141ZM68 200V199H67ZM162 200V199H161ZM181 200H182V198H181ZM180 200V201H181ZM211 200H212V198H211ZM227 200V199H226ZM13 201H15L14 199H13ZM17 202H18V200H16ZM43 202L42 204H41V206L42 207H44V209L43 210H41L40 212H39V214L37 215V217H36V219H37V222H39V223H42V222H44L46 219H48V218H51V217H53V216H55L58 212H62V210L61 211H59L60 209L55 205L56 204V202L54 201V200H52L51 199V201H49V202ZM88 201V200H87ZM86 201V202H87ZM122 201V200H121ZM216 201H217V199H216ZM80 202H78V203H80ZM177 202V201H176ZM223 202H225V201H223ZM256 202V201H255ZM254 202V203H255ZM4 203V202H3ZM12 203V202H11ZM89 203V202H88ZM88 203H87V205H88ZM118 203H121L120 201L118 202ZM175 203V202H174ZM174 203H172V204H174ZM180 203V202H179ZM184 203V202H183ZM187 203V202H186ZM203 203V202H202ZM201 203V204H202ZM205 203H206V201H205ZM8 204V202L6 203V205ZM20 204V203H19ZM24 204V203H23ZM59 204H61V203H59ZM215 204V203H214ZM222 204V203H221ZM230 204V203H229ZM257 204V203H256ZM15 205V204H14ZM37 205V204H36ZM121 205V204H120ZM175 205V204H174ZM203 205H204V203H203ZM207 205V204H206ZM219 205V204H218ZM253 205V204H252ZM252 205H250V207L252 206ZM5 206V205H4ZM66 206V205H65ZM82 206V205H81ZM85 206H86V204H85ZM122 206V205H121ZM173 206V205H172ZM212 206V205H211ZM216 206V204L214 205V207ZM221 206V205H220ZM62 207H64V206H62ZM83 207H84V205H83ZM116 207V206H115ZM119 207V206H118ZM179 207V206H178ZM218 207V206H217ZM250 207H247L248 209H250ZM80 208V207H79ZM119 208H123V207H119ZM119 208H116L117 210H119ZM197 208V207H196ZM210 208V207H209ZM208 208V209H209ZM243 208V207H242ZM28 209V208H27ZM30 209V208H29ZM35 209H37V208H35ZM34 209V210H35ZM38 209H39V207H38ZM38 209H37V211H38ZM175 209V208H174ZM124 210V209H123ZM122 210V211H123ZM204 210V209H203ZM12 211V210H11ZM33 211V210H32ZM36 211V210H35ZM120 211V210H119ZM131 211H133V210H131ZM206 211H209V210H206ZM239 212V211H238ZM243 213H245L244 211H242ZM119 213V212H118ZM212 213V212H211ZM215 213V212H214ZM213 213V214H214ZM250 213V212H249ZM59 214V213H58ZM61 214V213H60ZM63 214H65V213H63ZM62 214V215H63ZM200 214H202V213H200ZM207 214V213H206ZM122 215V214H121ZM134 215H136V214H134ZM140 215H142V214H140ZM192 215H193V213H192ZM210 215H212V214H210ZM132 216H133V214H132ZM194 216V215H193ZM192 216V217H193ZM199 216V215H198ZM197 216V217H198ZM219 216V215H218ZM232 216V215H231ZM246 216V215H245ZM35 217V216H34ZM134 217V216H133ZM217 217V216H216ZM248 217V216H247ZM255 217V216H254ZM204 218V217H203ZM210 218V217H209ZM214 218H215V216H214ZM221 218V217H220ZM33 219V218H32ZM129 219V218H128ZM208 219V218H207ZM211 219V218H210ZM210 219H209V221H210ZM242 219V218H241ZM240 218H239V220H241ZM51 220V219H50ZM134 220V219H133ZM211 220H214V219H211ZM226 220H227V218H226ZM247 220V219H246ZM245 220V221H246ZM250 220V219H249ZM53 221V220H52ZM136 221V220H135ZM138 221H140V220H138ZM138 221H136V223L138 222ZM146 220H144V222H143V220H141V222H143V225H144V223H146L145 222ZM148 221V220H147ZM218 221H221V219L220 220H218ZM231 221V220H230ZM32 222V221H31ZM140 222V223H141ZM206 222V221H205ZM208 222V221H207ZM213 222H215V221H213ZM225 222V221H224ZM238 222H240V221H238ZM1 223V222H0ZM204 223V222H203ZM202 223V224H203ZM228 223H230V222H228ZM233 223H234V221H233ZM232 223V224H233ZM241 223V222H240ZM245 223H247V222H245ZM138 224H139V222H138ZM231 224V225H232ZM244 224V223H243ZM242 224V225H243ZM38 225V224H37ZM125 225V224H124ZM146 225H148L149 226V224H146ZM209 225V224H208ZM213 225H214V223H213ZM244 225H246V224H244ZM54 225L52 224V225H50L48 228L49 229H51L52 227H53ZM151 226V225H150ZM202 226V225H201ZM212 226V225H211ZM217 226V225H216ZM225 226V225H224ZM227 226H228V228H230L229 227V224H227ZM234 226V225H233ZM42 227V226H41ZM40 227V228H41ZM57 227V226H56ZM115 227H116V225H115ZM120 227H122V226H120ZM125 227V226H124ZM134 227V226H133ZM140 227H141V225H140ZM205 227V226H204ZM208 227V226H207ZM219 227V229H220V226H218ZM217 227V228H218ZM119 228V227H118ZM117 228V229H118ZM128 228V227H127ZM151 228V227H150ZM203 228V227H202ZM214 228V227H213ZM227 228V227H226ZM236 228V227H235ZM235 228H233V230H235ZM59 229V228H58ZM120 229V228H119ZM135 229V228H134ZM212 229V228H211ZM221 229H223V227L221 228ZM232 229V228H231ZM65 230V229H64ZM138 230V229H137ZM187 231L189 230L188 229V227H187V229H186ZM213 230V229H212ZM215 230V229H214ZM236 230H238V229H236ZM235 230V231H236ZM46 231V228H41V229H39L38 230V233L39 234H43L44 232ZM130 231V230H129ZM136 231V230H135ZM224 231H225V229H224ZM50 232V231H49ZM91 232V231H90ZM186 232V231H185ZM61 233V232H60ZM118 233H120V232H118ZM182 233H184V232H182ZM225 233V232H224ZM238 233V232H237ZM49 234V233H48ZM68 234H70V232L68 233ZM1 235V234H0ZM114 235H115V233H114ZM113 235V236H114ZM123 235V234H122ZM225 235V234H224ZM48 236H50V235H48ZM112 236V237H113ZM118 236H119V234H118ZM227 236V235H226ZM21 237V236H20ZM69 237V236H68ZM19 238V237H18ZM105 238V237H104ZM187 238V237H186ZM199 238V237H198ZM45 239H47V238H45ZM188 239V238H187ZM1 240V239H0ZM263 240V239H262ZM57 242V241H56ZM198 242V241H197ZM197 242H195L196 244H197ZM263 242V241H262ZM55 243V242H54ZM58 243V242H57ZM10 244V243H9ZM56 244V243H55ZM98 244V243H97ZM253 244V243H252ZM256 244V243H255ZM259 244H261V243H259ZM117 245V244H116ZM189 245H190V243H189ZM236 245H238V244H236ZM193 246H195L194 244H193ZM240 245H238V247H239ZM247 246V245H246ZM249 246H250V244H249ZM248 246V247H249ZM253 246H254V244H253ZM94 247H95V245H94ZM93 247V248H94ZM115 247V246H114ZM234 248H235V245L233 246ZM42 248V247H41ZM233 248V249H234ZM43 249V248H42ZM106 249V248H105ZM112 249V248H111ZM230 249H231V247H230ZM236 249V248H235ZM234 249V250H235ZM48 250V249H47ZM232 250V249H231ZM237 250V252H239L238 251V249H236ZM94 251V250H93ZM98 251V250H97ZM49 252V251H48ZM132 252V251H131ZM222 252V251H221ZM44 255V254H43ZM99 255V254H98ZM139 256V255H138ZM191 256V255H190ZM54 258H55V256H54ZM143 258V257H142ZM197 258V257H196ZM136 259V258H135ZM132 260V259H131ZM131 260L129 259V263L131 262ZM193 260H194V258H193ZM202 260V259H201ZM134 261H136V260H134ZM203 262H204V260H202ZM200 262V261H199ZM133 263V262H132ZM133 264H137V263H133ZM196 264H198V263H196ZM205 264V263H204ZM222 264V263H221Z\"/></svg>",
    "mask_w": 264,
    "mask_h": 264
},
{
    "label": "clouds",
    "instance_id": "obj_3",
    "mask_svg": "<svg viewBox=\"0 0 264 264\" xmlns=\"http://www.w3.org/2000/svg\"><path fill=\"white\" fill-rule=\"evenodd\" d=\"M30 2H33V0H0V30L12 27L20 22L21 18L14 15L11 10L14 4L19 3L28 5ZM35 2L38 3L39 0H35ZM73 45L77 47L76 54L67 56L62 63H50V60L60 55L64 51L63 48L52 47L44 49L40 53L46 66L51 68L58 77L66 78L73 75L86 74L99 86L109 87L112 86L111 83L106 82L104 79L107 71L148 68L143 75L125 79L120 84L130 85L137 90V94L140 96V106L145 110H152L163 103L162 93L157 87L158 74L152 70V58L139 55L137 58L138 62L131 64L127 62L128 56L126 52L117 46H115L112 51H108L98 48L95 40L87 44L78 43ZM49 52L51 56L48 55ZM109 55H117V61L111 68H106L105 61ZM64 65L78 66V71L75 73L68 72L62 74L59 69ZM6 79V76H0V92L7 87Z\"/></svg>",
    "mask_w": 264,
    "mask_h": 264
},
{
    "label": "snow or ice",
    "instance_id": "obj_4",
    "mask_svg": "<svg viewBox=\"0 0 264 264\" xmlns=\"http://www.w3.org/2000/svg\"><path fill=\"white\" fill-rule=\"evenodd\" d=\"M47 7H48L47 3H41L35 11L41 13L45 11ZM74 7L78 9L80 5L77 4ZM93 19L95 20L96 18ZM71 39L72 37H56L44 42L43 44L44 49H48L52 47L64 49V51L60 55L51 59L50 63H62V61L65 58H67V56L76 54L77 47L69 43ZM86 39L89 41L95 40L96 46L98 48L112 51L116 46L117 34L97 32L95 31L94 27H92V25L90 24ZM163 47H164L163 41L155 42V43L145 41L143 43H140L135 48L134 54H139L154 59ZM48 55L51 56V53L49 52ZM117 55H109L107 57L105 61L106 68L112 67V65L117 61ZM147 70L148 68H144V69L135 68L129 70L107 71L105 73L104 79L106 82H110L112 86H118L125 79H131L133 78V76H137V77L141 76ZM59 71L62 74L68 72L75 73L78 71V66L74 67L71 65H64L60 67ZM237 77L239 81L248 85H252L257 82H264V66H260V67L253 66V67L244 68L237 74ZM39 154L40 151L38 150L37 155Z\"/></svg>",
    "mask_w": 264,
    "mask_h": 264
}]
</instances>
